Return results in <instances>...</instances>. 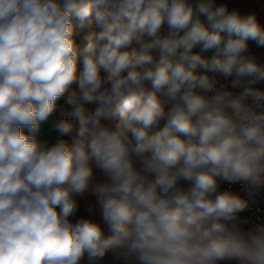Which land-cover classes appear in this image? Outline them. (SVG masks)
Returning <instances> with one entry per match:
<instances>
[{
    "label": "clouds",
    "instance_id": "9594fccd",
    "mask_svg": "<svg viewBox=\"0 0 264 264\" xmlns=\"http://www.w3.org/2000/svg\"><path fill=\"white\" fill-rule=\"evenodd\" d=\"M250 42L264 24L215 0H0V264H264V223L241 219L264 190ZM65 97L77 138L49 146Z\"/></svg>",
    "mask_w": 264,
    "mask_h": 264
},
{
    "label": "crops",
    "instance_id": "0c3cea01",
    "mask_svg": "<svg viewBox=\"0 0 264 264\" xmlns=\"http://www.w3.org/2000/svg\"><path fill=\"white\" fill-rule=\"evenodd\" d=\"M217 6L224 4L228 6L229 11H239L241 15L255 14L258 21L264 24V0H215ZM166 28L162 31V34H166ZM249 54L254 55L258 62L264 63V47H258L255 43L250 42L249 44ZM204 55H211V53H204ZM255 87L264 89V83L256 85ZM64 109V98L58 101V108L55 113H53L49 119L41 125L40 132L38 133V139L41 142L47 143L49 146L54 144L60 134L54 130V124L59 119H62L61 113ZM25 132L27 130L25 129ZM81 208L78 213L79 216L88 217V213L85 211L88 203H94V199L90 198L88 202L83 199L80 201ZM98 219V213L95 216ZM99 264H120L114 255L111 253H106V255L101 259Z\"/></svg>",
    "mask_w": 264,
    "mask_h": 264
},
{
    "label": "rangeland",
    "instance_id": "374dc122",
    "mask_svg": "<svg viewBox=\"0 0 264 264\" xmlns=\"http://www.w3.org/2000/svg\"><path fill=\"white\" fill-rule=\"evenodd\" d=\"M101 29L97 27L96 23L93 21L91 25H85L83 28H78V35L76 37L77 43L83 48L89 43L91 40L95 39V36L99 33ZM135 46V45H133ZM126 74V73H125ZM97 105L95 104H86L84 107L86 109L87 114H92L95 110V107ZM73 113V106H68V109L65 111L64 119L67 120L71 125L72 129L68 134H65L62 136L61 139L65 140L68 143H71L74 139L77 138V133L79 129V123L75 115ZM118 118L113 119L111 121H104L102 120V123L106 126L111 127L112 129H115L116 124L118 123ZM163 123V122H162ZM162 126V125H161ZM94 199V197H93ZM90 200V198H89ZM88 200V201H89ZM87 201V202H88Z\"/></svg>",
    "mask_w": 264,
    "mask_h": 264
},
{
    "label": "built area",
    "instance_id": "2783aa9c",
    "mask_svg": "<svg viewBox=\"0 0 264 264\" xmlns=\"http://www.w3.org/2000/svg\"><path fill=\"white\" fill-rule=\"evenodd\" d=\"M194 51H199V49H194ZM200 71V70H198ZM209 75H213L209 73ZM216 79L218 81V86L223 85L225 88L233 91L234 93H238L239 89L231 88V78L225 80L222 76L216 75ZM221 190L233 191L241 196L246 197V193L243 190L242 185L240 184H231L222 183ZM241 219H246L248 221V225L251 226L253 223H264V190H261L256 197V203H254L250 210H246L241 214Z\"/></svg>",
    "mask_w": 264,
    "mask_h": 264
},
{
    "label": "trees",
    "instance_id": "16d2710c",
    "mask_svg": "<svg viewBox=\"0 0 264 264\" xmlns=\"http://www.w3.org/2000/svg\"><path fill=\"white\" fill-rule=\"evenodd\" d=\"M68 106H71L69 104L66 103V97L64 98V109H63V113H65L66 109H68ZM62 119H64V115L62 116ZM63 135L60 134L58 140H60L62 138Z\"/></svg>",
    "mask_w": 264,
    "mask_h": 264
}]
</instances>
